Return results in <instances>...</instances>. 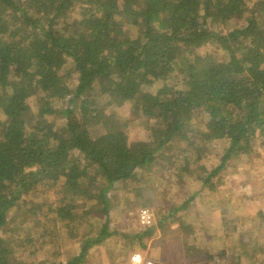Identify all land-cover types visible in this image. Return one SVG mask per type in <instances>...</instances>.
<instances>
[{
  "label": "trees",
  "instance_id": "1",
  "mask_svg": "<svg viewBox=\"0 0 264 264\" xmlns=\"http://www.w3.org/2000/svg\"><path fill=\"white\" fill-rule=\"evenodd\" d=\"M69 11H77L73 20ZM121 104L147 118L141 135L131 139L119 122L93 136L91 127L109 124ZM257 139L264 144V0H0V264H89L93 246L123 235L145 246L158 225H176L184 258L200 260L215 238L235 240L237 199L264 186L246 180ZM233 162L247 176L239 175L238 197L231 178L227 192L213 180ZM196 170L222 212V235L205 234L189 219L199 192L188 195V176ZM156 179L163 195L177 184L186 198L163 202L156 192V225L154 218L133 234L112 226V189L129 186L121 197L133 206ZM47 182L62 192L60 203L21 201ZM19 201L42 226L20 238L8 234L18 230ZM89 215L100 219L95 229ZM27 217L20 221L29 231ZM244 220L239 243L226 249L231 264L264 252V213ZM41 236L76 240L79 249L65 261L17 254L27 245L31 254L44 250Z\"/></svg>",
  "mask_w": 264,
  "mask_h": 264
},
{
  "label": "rangeland",
  "instance_id": "2",
  "mask_svg": "<svg viewBox=\"0 0 264 264\" xmlns=\"http://www.w3.org/2000/svg\"><path fill=\"white\" fill-rule=\"evenodd\" d=\"M77 14V11H69L68 15L71 20L75 17ZM78 81V74H73L70 80V85L72 87L74 84ZM159 86L158 84H155L154 86H146L149 90H155ZM100 98L104 101L109 99L108 94L101 93ZM61 104H57V108H59ZM128 105L121 104V107L117 109L114 112V116L109 122V124H98L91 127V132L93 136H98L99 134H102L104 132H108L110 130L119 129V125L122 122V127H124L130 131V137L131 139L137 138L141 133L145 130L144 123L147 118L143 117L141 118L139 115L137 116L135 111L130 110V107ZM92 125V124H91ZM90 125V126H91ZM256 147V154L251 158V161L255 165L253 167L247 166L248 169H251L252 175L249 178H246L243 173H241L244 169L243 167L239 166V163L233 162L232 164L228 165L225 169H222L216 176H214V181H217V189L216 191H228L229 186V178L233 180V187L237 188L238 180L240 179L239 175L241 174L246 180L249 181L250 184H259L264 183V177L262 172H264V144L260 143V140L257 139V141L254 143ZM168 151L171 152V148H167ZM210 161V160H209ZM207 161L208 165L210 167H213V162ZM247 163H243V166ZM257 166L259 168L258 175L255 174L253 170L257 169ZM201 172L199 170H196L194 175L188 176V183L190 187L188 189V195H191L193 192L195 194V191L197 189V202L194 205V209H192L191 216H189L190 221L199 224V229L205 234H208L210 231H215L214 234L216 236L220 235L221 233L217 230L218 225L220 224L221 218H222V212L220 211L217 200L213 195L209 196V188H200V184L202 183V179L199 176ZM55 184L53 182H47L45 184H40L37 187L33 188L30 193H26L22 195L21 201H43L45 198H50L53 200H56L55 202L58 204L60 203V197L62 196V192H58L55 190ZM119 185V184H118ZM153 189L150 188L144 192V197L141 198L138 197L137 200L139 202L136 205H132L133 201L131 199H127L125 202L123 201V197H121V193L125 191H128L129 186L121 185L114 187L112 189V199L110 204V222L112 223V226L117 227L119 226L120 229H122L125 233L133 234L141 229V226H143L139 220H138V210L141 207H144V204L142 200H145L147 203L150 204V209L154 214L155 218V225L157 224V215L155 212V204H153L152 201H156V199L161 198V195L165 197L163 199V202L168 201L169 199H172V201L178 203V201L185 199L187 195H182V193H179V186L177 184L172 185L174 188L173 192H168V195H163L161 192H163L166 188V186L161 182V179H156V182H153L152 184ZM187 190V189H186ZM167 191V189H166ZM156 199H155V194ZM204 192V196H202V193ZM235 196L238 197L242 194L240 190L235 189ZM161 193V194H160ZM158 197V198H157ZM168 197V198H166ZM241 200H243V203L239 204V198L237 199V206L239 207L238 210L236 209V214L241 217V220L233 224L232 231H234V234L236 235L235 240L232 238L225 239V237H217L214 240H212L211 243L207 244V247L210 249V252L207 256H202L201 259H196L192 262L187 261V259L184 258L183 254L181 253L182 246H181V237L183 232L177 231V226H169L167 228H161L160 225H158L156 232L150 236L146 240V245L142 246L139 241H135L132 244L128 243L123 236L109 239L107 242H103V244H99L96 246H93V249L90 253V260L91 262L89 264H127L129 261L130 254L135 251H144L143 253L149 257H153L155 261H162L166 262V264H178L180 261H182L185 264H203V261L206 264V260H208L207 264H231L230 259L227 260L229 253L226 249L229 247V244L231 241H233L237 245L239 243V240L237 236H239V233H242L244 230L245 223V217H250L254 215L256 212H263L264 213V186H260L258 190L247 192L245 197H243ZM19 201V211H15L14 213V219L13 223L18 229L17 231H9L8 234H15L18 238L24 237L30 233H34L35 231H40L42 228L40 223H33V215H26L25 209L29 207L28 204H22ZM28 205V206H26ZM146 205V204H145ZM95 214V213H94ZM99 215V214H98ZM97 215V218H93V215H89L87 217V220H90L93 222L92 226L95 229V226L100 225V219ZM32 218L30 221L26 218L27 223H33L31 227L32 230L26 231L27 228L25 227V223L23 221H20L24 217ZM96 216V214H95ZM13 225V226H14ZM243 226V227H242ZM222 229V228H221ZM26 231V232H24ZM95 230L94 233L95 234ZM180 232V234H179ZM222 235V234H221ZM62 236L60 232H57L55 234V237L59 238ZM181 236V237H180ZM243 239L246 241H250L252 238L248 234H244ZM261 243H259V246L262 247V242L264 241V236L258 238ZM41 241L43 242L42 248L44 250H40L38 252H35L34 254L29 253L30 249L28 248L29 245L26 247H20L16 250L17 254L20 253L21 257L24 258H37L39 262H45L49 258L51 259H58L57 261H65L68 256L71 254L76 253V251L79 249V242L75 240L73 242L69 238L65 239V242H62L61 240H56L55 242L51 239L50 241H45L43 236H41ZM121 242V245L119 246V243ZM40 247V244H39ZM240 247V245H239ZM237 248V250L239 249ZM41 248V247H40ZM122 248L121 254H119L118 261L112 262L116 252L119 251V249ZM111 253H109V251ZM237 251H235V254ZM149 255V256H148ZM150 257V258H151ZM256 259L254 261H248V260H242L241 264H264V252L258 251L256 253ZM152 258V259H153ZM164 258V260H162Z\"/></svg>",
  "mask_w": 264,
  "mask_h": 264
},
{
  "label": "built area",
  "instance_id": "3",
  "mask_svg": "<svg viewBox=\"0 0 264 264\" xmlns=\"http://www.w3.org/2000/svg\"><path fill=\"white\" fill-rule=\"evenodd\" d=\"M138 218L142 225H151L154 221V214L148 207L140 208L138 211ZM144 251L135 250L130 254L127 264H156L155 261L147 257ZM139 256L140 260L136 261L135 257Z\"/></svg>",
  "mask_w": 264,
  "mask_h": 264
},
{
  "label": "clouds",
  "instance_id": "4",
  "mask_svg": "<svg viewBox=\"0 0 264 264\" xmlns=\"http://www.w3.org/2000/svg\"><path fill=\"white\" fill-rule=\"evenodd\" d=\"M135 260L136 261H139L140 260V257L139 256L135 257Z\"/></svg>",
  "mask_w": 264,
  "mask_h": 264
},
{
  "label": "crops",
  "instance_id": "5",
  "mask_svg": "<svg viewBox=\"0 0 264 264\" xmlns=\"http://www.w3.org/2000/svg\"><path fill=\"white\" fill-rule=\"evenodd\" d=\"M229 190V189H228ZM230 191V190H229ZM242 192V191H241ZM242 199V198H241ZM239 199L240 203H243V200Z\"/></svg>",
  "mask_w": 264,
  "mask_h": 264
},
{
  "label": "bare ground",
  "instance_id": "6",
  "mask_svg": "<svg viewBox=\"0 0 264 264\" xmlns=\"http://www.w3.org/2000/svg\"><path fill=\"white\" fill-rule=\"evenodd\" d=\"M138 220H139V218H138ZM140 222V221H139ZM150 258V257H149ZM152 259V258H151ZM154 260V259H153ZM155 261V260H154ZM156 263V262H155Z\"/></svg>",
  "mask_w": 264,
  "mask_h": 264
}]
</instances>
